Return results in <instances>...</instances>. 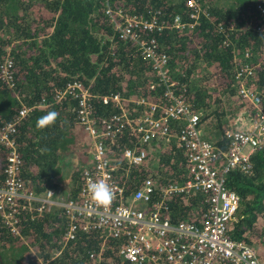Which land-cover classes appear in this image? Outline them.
I'll return each instance as SVG.
<instances>
[{
    "label": "trees",
    "instance_id": "1",
    "mask_svg": "<svg viewBox=\"0 0 264 264\" xmlns=\"http://www.w3.org/2000/svg\"><path fill=\"white\" fill-rule=\"evenodd\" d=\"M212 1L195 0L204 13L191 26L174 27L171 23L175 15L188 20L186 16L191 9L185 0H0V64L5 57L11 60L12 80V85H8L0 78V124L13 119L21 104L31 105L41 97L47 98L46 105L32 107L15 124L13 137L20 158L19 175L25 185L35 191L57 187L54 177L59 172V150L74 151L81 162L76 173L87 159L86 143L75 122V100L64 97L52 101L54 88L77 79L96 93L119 91L159 98L161 86L155 84L148 62L141 58L132 40L116 35L103 12L105 2L141 13L145 18H149L150 11H157V26L146 34L154 37L165 52L167 74L179 87L183 86L190 106L200 113L204 136L217 146L221 160V151L227 146L223 129L233 125L240 113L251 109L236 93L231 75L233 52L241 55L248 51L253 64L258 60L254 59V53L264 61V54L260 53L264 48V0H232L220 5ZM198 61L205 69L201 78L209 76L208 83L202 82L204 86L197 85L192 78ZM254 69L255 79L249 84L264 88V62L257 63ZM243 102L248 107L239 110ZM237 107L235 116H228ZM112 110L110 104L94 102L97 118ZM50 111L58 113L55 124L37 130V119ZM132 139L127 134L119 138L124 145ZM5 152V146L0 145V170ZM182 161L181 152L170 147L159 151L156 168L162 174L167 172L171 179H180ZM249 161L251 168L247 172L233 168L224 173V185L238 195V208L229 223V233L248 243H259L264 240V222L259 220L264 211V146L255 149ZM146 172L139 165L131 166L128 178L136 181ZM119 175L117 178H122ZM169 201L172 221L192 219L205 206L197 194H175ZM65 222L59 210L23 211L19 215V235L11 234L0 222V249L7 245L14 248L17 264H34L29 253L21 254L26 247L36 249L47 259L45 264H121L110 240L109 246L94 257H88L89 252L96 253L98 246L92 235L78 233L62 244ZM247 232L256 236L250 239ZM3 253L0 250V264H12L11 260L3 261L6 260Z\"/></svg>",
    "mask_w": 264,
    "mask_h": 264
},
{
    "label": "built area",
    "instance_id": "2",
    "mask_svg": "<svg viewBox=\"0 0 264 264\" xmlns=\"http://www.w3.org/2000/svg\"><path fill=\"white\" fill-rule=\"evenodd\" d=\"M185 4L191 9L188 20L175 15L172 26H191L204 13L195 0H185ZM104 6L103 12L116 35L132 40L141 58L148 62L155 84L161 86L159 98L119 91L96 93L77 79L51 91L52 101L64 97L75 100V122L86 143L87 159L79 170L77 189L74 196L68 191L64 198L57 196V188L35 191L27 187L19 175L15 124L32 107L46 105L47 98L41 97L31 105L21 104L13 119L0 124V145L6 148L0 170V222L11 234L19 235L21 212L59 210L66 221L62 244L78 233L92 235L98 246L96 253L91 251L88 257H94L109 246L110 240L121 264H264V240L248 243L229 233L238 195L224 185L228 169L249 171V155L264 146V88L257 90L249 84L255 76L256 61L251 62L248 51L241 55L233 52L231 75L236 93L251 109L240 113L233 125L223 129L227 146L221 151L220 160L217 146L202 132L200 113L190 106L183 86L179 87L167 74L165 52L154 37L146 34L157 26V11H150L149 18H145L108 2ZM260 53L264 54V48ZM10 67L11 60L5 57L0 64V78L8 85H12ZM95 101L110 104L113 110L97 118ZM123 134L133 137L130 144L120 142ZM170 147L183 156L180 179L160 173L156 164L149 166L151 151ZM137 165L147 172L133 181L128 178V171ZM118 174L122 178H117ZM94 181L112 187L113 199L105 207L95 204L88 191ZM175 194H197L204 209L192 219L172 221L168 209ZM46 261L42 256L33 260L34 264Z\"/></svg>",
    "mask_w": 264,
    "mask_h": 264
},
{
    "label": "rangeland",
    "instance_id": "3",
    "mask_svg": "<svg viewBox=\"0 0 264 264\" xmlns=\"http://www.w3.org/2000/svg\"><path fill=\"white\" fill-rule=\"evenodd\" d=\"M231 1L232 0H213L212 2L216 5H220L223 3L227 4ZM259 56L260 55H258L257 53L253 54L254 59L255 58L258 59V60L256 59L257 60L256 64L257 63L260 64V63L264 62L258 58ZM195 65L196 66L194 68L192 78L197 85L204 86V84L202 82L206 81L208 83L209 82V79H208L209 76L201 78V75L205 70L202 62L198 61L195 63ZM254 79H255V76H253L252 80H254ZM260 89H263V88H257V90H260ZM247 107H248V105L243 102V104L239 110L246 109ZM238 108L239 107L234 109V113H230L228 116H235L236 112L238 111ZM201 129L203 132L202 124H201ZM79 132L82 133L83 138H84V134H83L82 130H80ZM84 140H85V138H84ZM151 153L153 154V157L150 160L149 166H154L157 163V157H158V153H159L158 148L154 151H151ZM57 161H58V166H59V172L54 177V182H56V184H57L56 188H57V192H58L56 194L58 197L64 198V197H66V193L68 191L70 193L71 189L75 186V182L79 176V173L78 172L76 173V170H78V167L80 166L81 162H78V158H77V156L73 150H70V151L69 150H59L57 153ZM85 163H86V161H85ZM261 219L259 218V220L263 223L264 218L261 217ZM247 234H248L250 239H253L256 236L255 233H251V232H247ZM254 242H257V241H254ZM1 248L2 249H0V250H2L4 252L3 256L6 258V260L3 259V261L11 260L10 262L12 264H17L18 258L15 259V257H17L15 254L16 250H14V248H12L10 245H7V246L1 247ZM30 249H31V251L34 252L33 256L30 255V253H31ZM27 253H29L30 257H32L33 260H37V258H39V259L41 258V256L38 254V251L36 249L26 247L23 250H21V254L27 255Z\"/></svg>",
    "mask_w": 264,
    "mask_h": 264
},
{
    "label": "clouds",
    "instance_id": "4",
    "mask_svg": "<svg viewBox=\"0 0 264 264\" xmlns=\"http://www.w3.org/2000/svg\"><path fill=\"white\" fill-rule=\"evenodd\" d=\"M58 118V113L50 111L47 114L39 117L36 121L37 130H43L55 124ZM88 191L91 194L93 201L100 207H105L111 203L113 199L112 187L103 181H94L88 185Z\"/></svg>",
    "mask_w": 264,
    "mask_h": 264
}]
</instances>
